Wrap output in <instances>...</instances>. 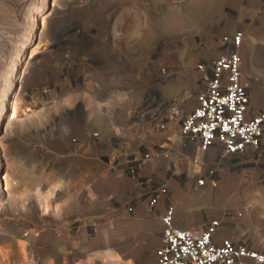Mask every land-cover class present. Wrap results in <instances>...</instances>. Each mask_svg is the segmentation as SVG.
<instances>
[{
    "label": "rangeland",
    "instance_id": "rangeland-1",
    "mask_svg": "<svg viewBox=\"0 0 264 264\" xmlns=\"http://www.w3.org/2000/svg\"><path fill=\"white\" fill-rule=\"evenodd\" d=\"M263 12L264 0H0V264H151L161 226L113 166L128 152L97 128L126 101L190 105L197 61L217 54L230 21L251 28ZM240 63L264 85V52ZM238 172L223 169L207 194L170 171L169 200L231 214L248 193L264 198L257 177Z\"/></svg>",
    "mask_w": 264,
    "mask_h": 264
},
{
    "label": "built area",
    "instance_id": "built-area-1",
    "mask_svg": "<svg viewBox=\"0 0 264 264\" xmlns=\"http://www.w3.org/2000/svg\"><path fill=\"white\" fill-rule=\"evenodd\" d=\"M240 37L239 29L222 35L221 51L197 61L194 105L190 110L179 114L183 99L171 100L168 115H163L152 101L133 109L132 113L141 117L136 120L153 133L166 130L177 117L175 133L164 142L140 146L113 162L116 169L136 179L146 215L153 214L156 204L164 200L159 214L161 236L153 249L152 264H264V253L243 240H213L221 217L210 218L195 229L176 226L175 205L168 201L170 171L185 177L189 189L198 193L205 186L216 185L219 173L231 168V158L256 160L264 148V106L254 109L250 105L248 83L241 74L236 49ZM96 136V132L91 133L93 145L100 144ZM157 157L163 161L155 171H145V164ZM259 179L264 183V173ZM134 207L131 200L125 209L132 211ZM227 215L224 210L222 216Z\"/></svg>",
    "mask_w": 264,
    "mask_h": 264
},
{
    "label": "crops",
    "instance_id": "crops-1",
    "mask_svg": "<svg viewBox=\"0 0 264 264\" xmlns=\"http://www.w3.org/2000/svg\"><path fill=\"white\" fill-rule=\"evenodd\" d=\"M260 20L261 22L257 23L251 28L243 25V23L239 24L238 22H234L235 25L232 29L230 21V26L228 27V30L225 34H229L235 29L241 30V37L236 48L237 52L240 54V58L241 54L249 57L250 54L256 50L264 52V12L261 14ZM247 30L248 32L250 30L253 32L251 33L253 36L250 40H262L260 46H257L259 49L255 48L256 43H250V40L248 41L245 37ZM220 37H218L214 47V52L217 54L221 51L218 42ZM249 68L251 69L250 66H248V69ZM248 69L243 68L240 63L241 74L242 76L246 77L249 87L250 105L252 108L258 109L264 106V85L254 86L251 80V70ZM158 83L160 84L161 82H158L155 79L151 80L148 82L149 86L147 90L151 89V87L155 88L154 86H156ZM194 92L195 88L193 90L191 89L190 95L192 97V102L190 105L187 106L185 100L180 104L181 106L179 114L185 113L192 108L194 105ZM158 98H161V102L155 104L160 106L159 108H161L163 115H168L171 111L169 106L171 100H165V96H158ZM151 101H154V98H151ZM130 103L131 101H126L123 105L119 106L117 110L114 109L111 111L110 114L102 121V124L99 125V128H97V132L99 135H101V137L106 136L111 138L117 142L116 144L113 143L114 146H118V148L124 152H128L136 150L140 148V146H148L149 144L153 143H162L166 138L171 137L175 133L176 128L173 132L167 131L170 129L171 124L166 130L156 133L151 132L145 124L135 120L134 117L130 115L133 112L132 108L134 107V105H131ZM176 119L177 117L174 120L176 121ZM162 161V158L157 157L147 162L145 164V171H147V169L152 165V168L155 169L156 165ZM239 169L243 171L242 173L245 180H247V183L251 182L257 177L256 181L259 183V185L264 186V183H262L259 179L261 174L264 173V148L256 160L243 159L240 157L231 158V172L238 174ZM207 187L208 186L203 187L200 193L205 192L210 194V189ZM257 195L258 194L248 193L236 201H233L231 204V214L228 212L226 217L222 216L224 208L217 213L216 210H213L211 206L208 207L207 205H197L194 207L184 208L182 211H174V223L179 227L195 229L210 218L221 217L220 224L216 227L212 234L213 240L215 242H219L221 239L226 237H231L235 240H243L247 242V244L255 251L264 253V198L263 196ZM168 201L170 200L168 199ZM163 206L164 200H160L156 204L154 213L152 214L157 217L158 223L159 214L161 213Z\"/></svg>",
    "mask_w": 264,
    "mask_h": 264
},
{
    "label": "bare ground",
    "instance_id": "bare-ground-1",
    "mask_svg": "<svg viewBox=\"0 0 264 264\" xmlns=\"http://www.w3.org/2000/svg\"><path fill=\"white\" fill-rule=\"evenodd\" d=\"M19 1H21V0H19ZM43 20H44V16H42V22H43ZM38 46V45H37ZM30 52H31V50H30ZM31 54V53H30ZM10 102V106L8 105V116H7V118H9V120L10 119H12V118H14L16 115H17V113H18V109H19V103H18V101L16 100V97H14L11 101H9ZM3 106V105H2ZM10 115V116H9ZM5 180L6 181V188H7V177H6V175H4L3 177H1L0 178V180ZM5 188V189H6ZM4 189V190H5Z\"/></svg>",
    "mask_w": 264,
    "mask_h": 264
}]
</instances>
